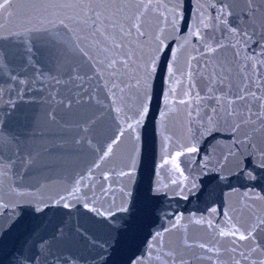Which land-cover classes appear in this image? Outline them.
Here are the masks:
<instances>
[{
    "label": "snow or ice",
    "instance_id": "1",
    "mask_svg": "<svg viewBox=\"0 0 264 264\" xmlns=\"http://www.w3.org/2000/svg\"><path fill=\"white\" fill-rule=\"evenodd\" d=\"M204 9L206 5H199ZM214 15L209 16L205 32L196 30L194 35L204 42L209 52H216L223 47L215 40L213 33L227 29L230 34L242 35L245 45L251 39L248 31L242 33L234 26L231 18L235 7L232 3L221 2L209 5ZM163 8L164 11L160 12ZM23 10L22 23L26 26L13 33L16 36L40 35L50 43L44 52L34 50L22 42V50L9 52L4 49L0 56L8 54L7 63L0 64V75L8 74V64L27 65L33 72L37 64L32 63L39 52L45 60L56 65L62 74L52 77L64 87L65 94L56 103L68 120L72 121L59 137L63 150L70 148L79 163L81 171L67 178L64 193L56 196H34L19 192L20 203L25 217H15L7 225H0V264H4L7 251V264H143L144 254L138 253L137 245L143 223L160 209V197L166 195L159 183L151 178L136 177L139 172L138 157L147 144V133L142 137L140 129L147 121L152 105V92L155 74L159 71L161 59H165V50L170 51L165 43L167 37L162 30H151L147 17L149 12L160 14L165 26L175 30L177 22L183 20L181 0H171L161 4L159 0H31L25 4H15L13 0H2L0 12H7L11 17L14 10ZM264 21V0H248L245 18L250 25H255L257 16ZM55 30V39L49 40L50 29ZM7 39V37H5ZM215 43L218 47H212ZM241 41H237L239 45ZM71 47L72 54H68ZM62 50V54L60 53ZM236 55L244 68H257L264 57L258 58L255 52ZM39 63V61H37ZM165 71L169 76L174 73L171 64L165 59ZM27 69H25L26 71ZM231 68L221 69L213 82V87L221 92L215 97L217 106L223 112L227 123L231 118L230 128L240 137L239 152L234 158V168L239 175H247L249 180L256 177L244 168L245 159L256 156L259 169H264V149L259 154L252 150L251 131L258 120L264 118V93L241 89L232 92L229 75ZM247 75V73H245ZM16 79V77H12ZM98 80H103L104 97L100 99L99 87H93ZM27 85L28 80L19 81ZM213 87L209 91H213ZM227 89V90H225ZM134 90V103L125 104L126 95ZM17 95H22L18 90ZM190 95V93H188ZM259 102L261 111H253V103ZM181 103H185L181 100ZM227 107H224V105ZM12 112H5L0 118V177L9 175L23 176L31 187L35 174L48 163V149L21 144L20 135L31 125V109L11 105ZM133 112L128 116L125 108ZM55 111V110H54ZM217 111L212 109L213 114ZM164 113L160 116L163 118ZM256 116V119H253ZM49 120L57 116L50 113ZM211 121V117L209 118ZM106 120L113 122L115 133L107 136L104 130ZM264 128V124H261ZM128 133L130 148L123 166L102 169L105 160L114 154V145L120 143ZM48 143H52L49 141ZM193 145L188 152H196ZM183 153L177 152L180 157ZM179 167V165H177ZM104 183L96 179L95 173ZM255 170V169H254ZM264 179V174L261 176ZM63 179V177H62ZM209 178V185L215 180ZM116 182L119 198L112 196L106 203L97 198L98 190L107 195ZM212 191L209 190V196ZM75 201V203H74ZM78 205V206H77ZM216 211V209H213ZM71 219V222H70ZM232 218L229 217V220ZM199 223V221H198ZM209 227L211 221L206 222ZM264 220L259 224L241 225L232 235L239 233L241 246H247L248 255L241 252L244 259H250L255 253H264ZM176 228H165L167 233ZM241 228L243 230H241ZM224 235V233H221ZM154 243L150 248L163 253L167 243L164 235L156 231ZM201 248L206 245L201 244ZM236 251L235 248L232 249ZM150 255V253H149ZM173 256L178 254H171ZM175 264V260L172 261ZM183 264V262H181ZM239 264V261L236 262ZM252 264H256L253 261ZM264 264V259L259 261Z\"/></svg>",
    "mask_w": 264,
    "mask_h": 264
},
{
    "label": "water",
    "instance_id": "2",
    "mask_svg": "<svg viewBox=\"0 0 264 264\" xmlns=\"http://www.w3.org/2000/svg\"><path fill=\"white\" fill-rule=\"evenodd\" d=\"M13 2L25 4L31 0ZM169 2L171 0H159L161 4ZM181 2L183 20L177 22L175 30L170 25L165 26L157 12L150 11L147 17L151 30L154 33L162 30L167 37L165 43L170 51L165 50V59L172 65L174 73L171 76L166 73L165 59H161L159 71L155 74L151 111L140 129L142 137L147 133V144L138 157L136 181L139 183L141 179L150 177L153 182L159 183L166 195L160 197L161 211L143 223L137 251L144 254L143 264H172L173 260L175 264H236L237 261L239 264H252L253 261L259 264L264 259V253H255L250 259H244L241 252L248 255L247 246H241L239 233L235 236L232 233L241 225L246 227L264 220V179L261 178L264 169H259L256 156L244 161V168L252 172L256 179L249 180L246 174L241 176L234 168V158L240 150V137L230 128L231 118L227 123L223 120V112L215 100L221 92L213 87V82L221 69L228 67L231 73L225 74L230 77L232 92L238 93L244 89L255 91L257 95L264 93V62L255 69L244 68L236 55L239 50L241 55L255 52L258 58L264 57V21L258 15L255 25L247 22L245 10L248 0ZM221 2L235 5L231 20L239 32L248 31L251 39L245 45L246 38L242 35L230 34L227 29L217 30L213 36L224 46L218 47L213 43L212 47H218V50L209 52L194 32L206 31L209 16L215 14L209 5H219ZM201 4L206 7L201 9ZM163 11L161 8L160 12ZM22 16V9L14 10L11 17L7 12H0V53L4 49L9 52L22 50V42L28 41H31L28 46L39 52L50 47V43L37 34L13 35L26 26L22 23ZM47 27L51 30L49 40L55 39V30L51 29V25ZM238 40L241 41L239 45ZM39 52L32 60V63L37 64V71L33 72L27 65L18 66L13 62L8 64V74L0 75V118L4 117L5 112L14 110L11 105L31 109V125L26 132L21 130V144L37 147L41 151L47 148L48 163L35 174L31 182L35 187L28 186L22 175L0 177V225H7L17 216L26 219L22 207H18L19 192L34 196H56L64 193L68 186L65 182L67 178L83 168L70 148H65L62 154L55 146L61 143L59 137L72 121L68 120L62 106L56 103L65 94V90L52 77L62 78V74L56 65L45 60ZM59 54H62V50ZM68 54H72L71 47ZM9 59L8 54L0 56V64L7 63ZM22 80H28V84H20ZM93 87H99L100 99L106 103L103 80H98ZM210 87H213L211 92ZM18 90L22 95H17ZM133 96L134 90H130L125 98L127 106L134 103ZM181 100L185 103H181ZM213 108L217 109L215 114ZM253 111H261L258 101L253 103ZM125 112L128 116L133 114L129 107L125 108ZM161 112L165 114L163 118ZM50 113L57 116L55 121L49 120ZM261 124H264V118L253 126L256 131L249 129L252 150L257 156L259 150L264 149V128H261ZM104 130L107 136L116 134L110 120L105 121ZM193 145L198 150L188 152L187 148ZM113 147L114 154L105 160L101 170L123 166L126 162L130 148L126 129L120 143ZM177 152L183 154L177 157ZM95 175L98 181L104 183L99 170ZM210 177L216 178L211 185ZM209 190L212 191L211 196ZM112 196L117 199L120 196L116 182H113L112 191L107 195L99 190L97 192V198L104 203ZM229 217L232 219L229 220ZM207 221H211V227ZM173 224L176 228L165 233L164 229H171ZM156 231L164 235L167 243L163 253L150 248ZM201 244L206 247L201 248ZM174 253L178 255H171ZM3 260L7 264V251Z\"/></svg>",
    "mask_w": 264,
    "mask_h": 264
}]
</instances>
